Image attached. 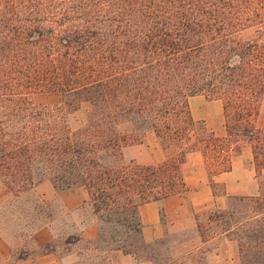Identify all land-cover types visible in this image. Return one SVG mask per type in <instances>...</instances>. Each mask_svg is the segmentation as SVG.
<instances>
[{
  "label": "trees",
  "instance_id": "16d2710c",
  "mask_svg": "<svg viewBox=\"0 0 264 264\" xmlns=\"http://www.w3.org/2000/svg\"><path fill=\"white\" fill-rule=\"evenodd\" d=\"M6 13L14 30L30 34L13 40L16 51H11L16 52L13 60L20 73L12 86L17 89L26 84L31 91L46 88L74 94L86 91L85 96L93 102L88 121L71 129L60 105H37L23 96L14 101L15 110L38 121L46 117L44 128L34 124L29 133L14 131L19 168L26 159L25 150H29L28 160L40 165L37 171L46 170L59 189L74 185L85 188L99 217L106 218L103 211L110 209L131 207L138 211L144 201L183 191L181 163L189 150L202 152L211 182L215 174L231 167V156L240 149V145H232L239 140L258 141L254 163L264 167L261 129L255 125L264 96V43L253 40L243 50L234 47L242 60L237 64L220 59L229 29L248 19H258L264 27V0H0V34L10 31L3 27ZM66 22L72 27L67 34H104L106 25L114 34H128L131 27L145 34H165L159 40L162 48L158 55L144 60L155 74L151 79L147 71L140 78L143 91L136 99L124 90L123 99L128 96L124 111L111 98L115 75L107 72L106 55L97 60H70L72 48H86L85 43L79 48L72 42L76 40L68 37L59 39L57 35L67 31L63 27ZM32 29L37 34L32 35ZM193 59L195 71L190 72ZM92 60L102 61L98 69L96 65L88 68L94 64ZM24 68L31 72H22ZM49 69L53 76L46 81ZM119 76L121 84L128 82V74ZM202 89L223 100L224 135L191 114L187 97ZM131 112L136 116L127 118ZM123 119L152 128L162 141L179 148V154L155 164L134 159L126 162L121 151L126 135L119 126ZM3 143L8 144L6 140ZM232 196L236 206L213 216L211 213L210 220H219L220 231L237 240L241 264H264V184L259 183L257 193ZM109 239L116 240L113 235ZM112 248L123 249L124 244Z\"/></svg>",
  "mask_w": 264,
  "mask_h": 264
},
{
  "label": "rangeland",
  "instance_id": "374dc122",
  "mask_svg": "<svg viewBox=\"0 0 264 264\" xmlns=\"http://www.w3.org/2000/svg\"><path fill=\"white\" fill-rule=\"evenodd\" d=\"M9 15L6 13L3 27H9L10 31L5 32L7 34H0V256L6 246L11 250V255L8 259H1L0 264L10 263L13 259L27 254L45 251L55 252L61 258V264H113L112 259L115 250L124 253L130 251L129 253L135 258L149 259L153 264H175L169 253V243L173 239L183 237V234H171L152 241H145L141 236V224L139 223V215L136 209L127 207L124 211L119 209L104 210L103 214L106 215L105 217L108 220L106 218L103 219L99 217V214L93 210L92 205L88 202V194L85 188L74 185L59 189L46 170L43 169V173L42 171H37L40 165L32 160H28L29 150H25L24 157L26 159L20 160H24V163L19 168L18 157H16L18 141L14 139V131L22 129L26 133H29L30 128L35 127L34 124L42 127L46 117L45 119H39V121L35 120L26 112L15 110L13 107L14 101L19 100L23 96L25 100L32 101V103L37 105H60L64 109L63 114H65L67 123L71 129H77L88 121L93 102L85 96L86 91L74 94L46 88L31 91L32 89L26 86V84L17 89L12 86L11 83H17L15 76L20 73L17 70L18 66L14 64L13 60L16 53L14 52L16 49H14L13 40L16 37H21L20 35L28 38L30 34L28 32L20 34L14 30L16 27H11L12 20L7 18ZM140 24L146 26V23L142 22ZM139 26L141 27V25ZM63 27L67 31L58 34L59 39L62 40L63 37H68L69 39L76 40V42H72L79 44V48L82 46L80 43H85V50L79 51L74 48L70 50L69 56L73 63L74 61L78 62L79 58L88 60L95 57L97 60L98 58L104 59L102 55H106V59L108 58L106 64L109 63L108 66L105 64L107 72L115 75L110 86V89H112L111 98L114 104H119V108L123 107L124 100L128 99V96L123 99L124 90H126V94H130L136 99L139 93L143 91V82L140 78L147 71H150L151 79L155 74L154 68L151 65H147V62L144 60H150L148 56H154L153 58H155L158 55L156 52L162 48L160 47L159 40L165 37V34H145L142 32L143 30L136 32L132 27L127 32L128 34H114L108 25H106L104 34H67L71 32L70 28L72 27L68 22H66V25L64 23ZM263 29L264 27L258 19L243 20L235 28L229 29L230 32L226 33V49L221 55L222 57L220 56V59L236 64L242 61L237 53H234V47H239L243 50V47L246 48V43L253 40H259V42L264 43ZM30 33L32 35L37 34L33 29L30 30ZM216 34L218 33L214 32L213 35ZM173 36H176V34ZM12 48L14 51H11ZM154 60H152V63H155ZM194 63L195 60L193 59L192 66L188 67V71H195ZM88 64L86 61L85 65L87 66ZM101 64L102 61L94 62L92 67H89V65L88 68H93L96 65V69H98ZM129 66L132 67L129 69ZM23 71L27 74L31 72L30 69L25 68ZM96 72L95 70L93 74ZM52 73L51 69L46 71V75L44 76L46 81L51 80ZM121 74L129 75V80L126 84L120 83L119 75ZM23 79V77L20 79L21 83L24 81ZM21 91L26 92L22 93ZM187 99L190 110V105L195 108L209 105L213 116L216 115L217 107L212 101L220 100L224 124V108L221 97L202 89L189 94ZM134 108H136V105H134ZM258 108H262L264 111V96L261 97ZM130 115L136 116L135 113L131 112L127 115V118ZM200 120L204 122L203 119ZM119 126L126 135L125 141L121 146L123 159L126 162L130 159L139 162L133 156L134 154H138L144 159L149 157L158 158V161L144 164H155L179 154V148L162 141L152 128L137 126L135 120L123 119ZM207 128L209 127L207 126ZM217 134L224 135L225 126L224 131ZM261 138L264 148V131L262 129ZM5 140L8 142L6 145L3 143ZM242 143L250 144L253 154V151L258 150L255 147L258 145V141L256 140H239L232 147L236 148L238 145L241 147ZM127 146H131V151H127V149L125 151ZM258 158L263 161L260 155H258ZM203 165L213 193L223 194V183L215 180L214 177L211 182L205 168V161ZM253 166L257 173L260 174L259 183L262 181L264 184V172L261 171L263 167L254 163V157ZM24 167L25 169H23ZM47 186L53 189L55 194L45 195L44 191ZM77 189L82 190L84 198L73 206L67 205L66 201H64L65 199L69 203L75 201L73 195L66 196L63 199L58 194L61 191ZM236 204V197L227 195L223 199L222 204L213 208L210 214L212 213L213 216L214 213L230 209L233 205L236 206ZM117 218L120 219V222L115 220ZM41 226L51 227V239L43 244H39V240H41L43 235L36 233V230ZM88 227L93 228L90 230V232L94 231L92 235H90ZM199 229L203 236L213 233H223L232 238L230 233L220 231L221 222L216 219L210 220L207 224H200ZM110 235L115 236L116 240H110ZM118 243H123L124 248H112Z\"/></svg>",
  "mask_w": 264,
  "mask_h": 264
},
{
  "label": "crops",
  "instance_id": "0c3cea01",
  "mask_svg": "<svg viewBox=\"0 0 264 264\" xmlns=\"http://www.w3.org/2000/svg\"><path fill=\"white\" fill-rule=\"evenodd\" d=\"M212 102L217 107L215 116L212 115L209 105L200 108L190 105L191 113L195 119H203L209 129L222 133L224 131L222 104L218 99ZM255 122L256 126L264 131L262 108L259 109ZM126 149L131 151L132 148L127 146L125 151ZM133 156L141 163L158 161L156 157L144 159L138 154ZM203 164L204 158L200 150L187 151L181 163L185 189L139 204L141 236L145 241H152L171 234H183V237L173 239L169 243V253L175 264H240L239 245L235 238L223 233L203 236L199 224H207L210 221L211 210L220 206L227 195L254 194L259 191L260 174L253 166L251 145L242 143L240 149L231 156V167L213 176L215 180L223 183L225 188L223 194L213 193ZM261 171L264 172V167ZM44 192L47 196L55 194V191L48 186ZM58 194L63 199L73 195L75 201L69 203L68 200H64L67 205L72 206L84 198L82 190L78 189L61 191ZM88 229L90 232L93 228L88 227ZM36 233L43 235L39 244L51 239V227L41 226ZM90 233L92 235L94 231ZM10 255L11 250L6 246L0 260L8 259ZM112 262L113 264H153L149 259H137L130 253L118 250H115ZM7 264H61V258L53 251H45L27 254Z\"/></svg>",
  "mask_w": 264,
  "mask_h": 264
}]
</instances>
